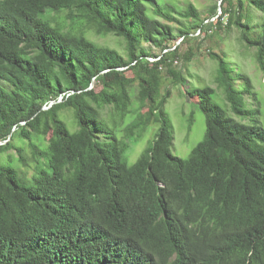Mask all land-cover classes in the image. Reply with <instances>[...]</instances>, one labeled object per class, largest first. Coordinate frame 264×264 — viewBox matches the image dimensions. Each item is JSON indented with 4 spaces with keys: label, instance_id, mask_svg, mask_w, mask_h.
<instances>
[{
    "label": "trees",
    "instance_id": "1",
    "mask_svg": "<svg viewBox=\"0 0 264 264\" xmlns=\"http://www.w3.org/2000/svg\"><path fill=\"white\" fill-rule=\"evenodd\" d=\"M207 14L173 0H0V264H264V101L229 51H209L216 87L186 91L204 140L187 159L171 152L162 89L192 75L196 32H237L264 74V0ZM109 35L125 56L90 38Z\"/></svg>",
    "mask_w": 264,
    "mask_h": 264
},
{
    "label": "rangeland",
    "instance_id": "2",
    "mask_svg": "<svg viewBox=\"0 0 264 264\" xmlns=\"http://www.w3.org/2000/svg\"><path fill=\"white\" fill-rule=\"evenodd\" d=\"M174 2L184 3L191 2L194 3L204 14H207V6L217 3L221 0H173ZM221 12H219V15ZM216 23V18L212 20ZM194 37L197 38L193 44L192 48L197 51L200 50L195 59L189 64L188 68L192 75H185L186 81L183 85L174 86L169 80L165 81V85L162 89V94L167 91L171 92V97L168 99L165 105V111L169 115L173 128H174V144L171 148L173 155L178 156L183 159H187L191 151L204 140L206 132V120L204 114L200 111L196 99L192 100L186 94L187 90L192 88H202L204 85H210L216 87L213 83L216 64L208 56L209 51H214L219 54L221 51H229L230 54L235 58L236 62L248 73L255 84L256 90L264 101V74L258 71L255 63V50L248 49L238 41V34L234 32L233 34L224 37V41L219 39V36L205 37L204 34L196 32ZM91 40H94L97 44L102 46H107L112 49L117 50L122 55L125 54L124 47L120 40L112 35L102 37V36H91ZM183 42L182 38L177 39L176 46L181 45ZM174 49V48H173ZM187 51V47L182 48V52ZM156 54L160 51L154 49ZM196 53V52H195ZM125 56V55H124ZM152 61V60H151ZM176 70L185 72L183 61L178 60L175 63ZM215 102L219 103L223 108L229 109L222 99L220 92L215 96ZM64 121L73 132L75 129V123L73 121L72 113L69 111L64 112ZM237 120L240 118L231 114ZM264 120V111L262 115ZM159 125L150 126L143 134L140 141L136 146L131 145L129 151L125 154V161L132 165L134 164L143 151L150 145L154 140L155 132H157ZM140 134V133H138ZM133 143V142H132Z\"/></svg>",
    "mask_w": 264,
    "mask_h": 264
},
{
    "label": "clouds",
    "instance_id": "3",
    "mask_svg": "<svg viewBox=\"0 0 264 264\" xmlns=\"http://www.w3.org/2000/svg\"><path fill=\"white\" fill-rule=\"evenodd\" d=\"M171 261L173 260H176V255H173L171 258H170Z\"/></svg>",
    "mask_w": 264,
    "mask_h": 264
},
{
    "label": "water",
    "instance_id": "4",
    "mask_svg": "<svg viewBox=\"0 0 264 264\" xmlns=\"http://www.w3.org/2000/svg\"><path fill=\"white\" fill-rule=\"evenodd\" d=\"M52 104H53V103H52ZM52 104H51V105H52ZM49 107H50V106H49ZM49 107H48V108H49Z\"/></svg>",
    "mask_w": 264,
    "mask_h": 264
}]
</instances>
